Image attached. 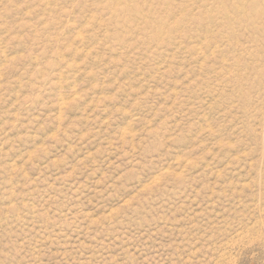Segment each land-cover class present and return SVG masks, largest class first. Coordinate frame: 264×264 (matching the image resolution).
Wrapping results in <instances>:
<instances>
[{
	"label": "rangeland",
	"instance_id": "374dc122",
	"mask_svg": "<svg viewBox=\"0 0 264 264\" xmlns=\"http://www.w3.org/2000/svg\"><path fill=\"white\" fill-rule=\"evenodd\" d=\"M0 264H264V0H0Z\"/></svg>",
	"mask_w": 264,
	"mask_h": 264
}]
</instances>
